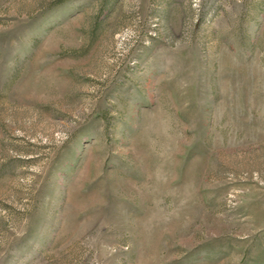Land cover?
I'll list each match as a JSON object with an SVG mask.
<instances>
[{"label":"rangeland","instance_id":"374dc122","mask_svg":"<svg viewBox=\"0 0 264 264\" xmlns=\"http://www.w3.org/2000/svg\"><path fill=\"white\" fill-rule=\"evenodd\" d=\"M0 264H264V0H0Z\"/></svg>","mask_w":264,"mask_h":264}]
</instances>
